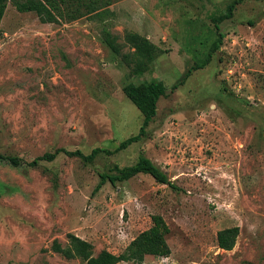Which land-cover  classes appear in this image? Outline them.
<instances>
[{"label":"rangeland","instance_id":"374dc122","mask_svg":"<svg viewBox=\"0 0 264 264\" xmlns=\"http://www.w3.org/2000/svg\"><path fill=\"white\" fill-rule=\"evenodd\" d=\"M112 0L101 21L42 23L8 3L0 27V264H87L117 257L160 214L170 254L142 264H264V0ZM107 28L119 48L101 37ZM129 31L158 46L151 69L131 72ZM128 55V56H127ZM203 65L202 67H199ZM190 71L186 75L187 71ZM157 78L165 95L146 136L123 87ZM58 148L51 161L27 163ZM148 157L176 186L139 173L92 194L100 173ZM238 226L232 249L217 231ZM74 235L88 258L55 250ZM113 264H134L118 260Z\"/></svg>","mask_w":264,"mask_h":264},{"label":"trees","instance_id":"16d2710c","mask_svg":"<svg viewBox=\"0 0 264 264\" xmlns=\"http://www.w3.org/2000/svg\"><path fill=\"white\" fill-rule=\"evenodd\" d=\"M243 1L245 0H232L224 13L220 14L217 18H212L218 34L212 50L218 48L222 40V34L218 31V23L231 18L235 6ZM8 3L12 4L19 12H34L42 23H68L83 17L97 18L102 21L104 15L110 12L108 8L112 0H0V23ZM1 35L2 29L0 27ZM101 37L112 52L117 53L119 51L115 38L106 27L101 31ZM124 39L133 49L132 55L134 59L131 57V61L133 62L131 72L135 75H140L149 71L159 50L158 46L145 35L134 31L127 32ZM202 66L200 65L199 67ZM189 72L188 70L186 75ZM123 92L141 112L143 118L139 131L122 140L117 147L118 149H124L146 136V127L156 115L157 102L160 97L165 95L166 89L162 80L151 78L139 84L128 83L123 87ZM98 151H100V148H94L88 155H83L79 150L68 151L64 148H58L52 153L47 152L34 158L27 164L35 166L39 160L51 161L60 152L68 155H78L85 160H92ZM0 158L7 159L12 166H18L24 162L17 156L0 155ZM115 171V174L100 173V179L94 187L92 194L97 192L107 181L114 185L118 181H126L139 173L149 174L156 182L176 189V186L167 176L166 171L162 170L143 154H139L135 162L128 166H115ZM169 232L170 228L164 218L160 214H153L151 216V225L138 233L119 256L114 257L102 253L96 259H88L87 264H113L118 260L142 264L147 255L168 256L170 254V247L166 237ZM238 232V226L225 227L218 230L216 237L218 247L224 250L232 249ZM69 237L70 247L61 248L55 241V250L63 253L68 258L75 255L82 256L85 259L88 258L91 245L74 235H69Z\"/></svg>","mask_w":264,"mask_h":264}]
</instances>
